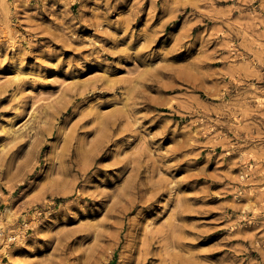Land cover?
<instances>
[{
  "label": "rangeland",
  "instance_id": "obj_1",
  "mask_svg": "<svg viewBox=\"0 0 264 264\" xmlns=\"http://www.w3.org/2000/svg\"><path fill=\"white\" fill-rule=\"evenodd\" d=\"M0 264H264V0H0Z\"/></svg>",
  "mask_w": 264,
  "mask_h": 264
},
{
  "label": "bare ground",
  "instance_id": "obj_2",
  "mask_svg": "<svg viewBox=\"0 0 264 264\" xmlns=\"http://www.w3.org/2000/svg\"><path fill=\"white\" fill-rule=\"evenodd\" d=\"M244 174V173H243ZM147 250V249H146ZM7 251V250H6Z\"/></svg>",
  "mask_w": 264,
  "mask_h": 264
}]
</instances>
